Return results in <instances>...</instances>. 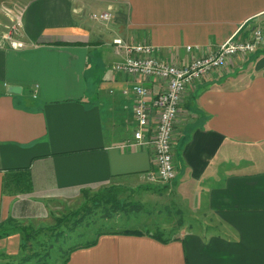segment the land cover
<instances>
[{
    "label": "crops",
    "instance_id": "0c3cea01",
    "mask_svg": "<svg viewBox=\"0 0 264 264\" xmlns=\"http://www.w3.org/2000/svg\"><path fill=\"white\" fill-rule=\"evenodd\" d=\"M108 10L110 22L91 19ZM255 28L264 31V0H31L20 47L0 43V226L42 219L83 192L169 186L189 209L185 234L105 235L67 264H264V47L182 96L167 184L150 182L155 153L133 144L134 97L122 93L164 85L112 69L124 58L114 39L182 67Z\"/></svg>",
    "mask_w": 264,
    "mask_h": 264
},
{
    "label": "built area",
    "instance_id": "2783aa9c",
    "mask_svg": "<svg viewBox=\"0 0 264 264\" xmlns=\"http://www.w3.org/2000/svg\"><path fill=\"white\" fill-rule=\"evenodd\" d=\"M91 19L108 23L112 19V14L108 10L99 15H92ZM7 44L13 49L21 45L15 40H10ZM112 45L116 55L124 56L113 66V71L132 78L156 80L164 85L156 96L139 84H133L122 93L127 95L130 92L134 97L133 144L139 147L151 146L155 153L156 172L149 178L150 182L167 184L175 178L172 143L182 96L188 88L209 73L220 69L230 59L248 57L264 47V31L255 28L250 36L243 40H235L232 37L211 54L194 58L189 65L182 67L157 60L155 58L157 49L149 45H127L121 39H114ZM186 51L191 52L192 48L187 47ZM153 119L156 120L154 133L151 137H146V130Z\"/></svg>",
    "mask_w": 264,
    "mask_h": 264
},
{
    "label": "rangeland",
    "instance_id": "374dc122",
    "mask_svg": "<svg viewBox=\"0 0 264 264\" xmlns=\"http://www.w3.org/2000/svg\"><path fill=\"white\" fill-rule=\"evenodd\" d=\"M30 1L0 0V43L9 46L7 43L10 40H19L21 20ZM116 195L124 211L111 212L110 220L108 221L104 220L107 214H105V211L101 212L102 208L93 210V205L82 197L67 203L51 204L49 214L42 219L1 225L0 264H20L21 258L25 256V252L22 253L20 250L19 233L15 230V226L19 224L21 226L41 228L63 223L65 227L61 228L62 232L69 237L63 240L62 243L58 242L56 246L63 251L68 250L73 245H83L87 241L92 240L98 230L113 232L139 231L150 235L159 230L163 233L162 237L165 240L174 239L186 233L177 230V227L180 224L189 225L191 221L189 209L186 208V211L184 210L185 207H180L169 186L140 185L138 187V185H134L131 188L119 187L118 189L116 188ZM85 206L93 212L85 214L83 211ZM136 207L142 208L139 210L135 209ZM66 218H68L67 222L64 223ZM82 219L86 220V226H79L75 223L77 220ZM72 228L73 230H71ZM70 231L73 232L70 233ZM44 237L37 238L38 245L48 243ZM32 247L34 248V246ZM59 255L57 253L54 257H51L49 264H59Z\"/></svg>",
    "mask_w": 264,
    "mask_h": 264
},
{
    "label": "trees",
    "instance_id": "16d2710c",
    "mask_svg": "<svg viewBox=\"0 0 264 264\" xmlns=\"http://www.w3.org/2000/svg\"><path fill=\"white\" fill-rule=\"evenodd\" d=\"M82 197L85 199V201L90 202L91 205H93V208H94L93 210H98L99 208H102L101 212H104V211L106 212L105 214H107V217L106 219H104L105 221L110 220L109 218H110L111 212L124 211L123 206L120 204V201L117 198L115 187H108L96 193L83 192ZM140 208L142 207H136L135 209L140 210ZM83 211L85 214L86 213L91 214L93 212L87 206L83 208ZM67 219L68 218H66L64 223L67 222ZM83 219L77 220V222L75 223L78 224L79 226L81 225L86 226L87 225L85 224L86 220H83ZM11 223L12 222H9V224ZM62 227H65L63 226V223L57 224L56 226H48V227H41V228L40 227L35 228L32 226H21L20 224L15 226V230L19 233V236H20V250L22 253L25 252V256L21 258L20 264H49V260L51 259V257H54L55 254L57 253L60 254L59 264H67L69 261L70 255L73 252L79 249H86V248L95 246L97 243V240L100 237L105 236V235H130V236L147 235V236H151L152 238L156 240L164 241L162 237L163 233L159 230H157L153 235H150L148 233L147 234L141 233L139 231L113 232V231H107V230L105 231L98 230L97 233L95 234V237L92 240L87 241L83 245H80V244L73 245L68 250L63 251L59 247H56L58 242L62 243L63 240L69 237L67 234L62 232V229H61ZM71 230H73V228ZM71 232L73 231H70V233ZM42 236H45L44 238L47 239L48 243L47 244L43 243V244L38 245L37 238L42 237ZM32 246H34V248Z\"/></svg>",
    "mask_w": 264,
    "mask_h": 264
},
{
    "label": "water",
    "instance_id": "95a60500",
    "mask_svg": "<svg viewBox=\"0 0 264 264\" xmlns=\"http://www.w3.org/2000/svg\"><path fill=\"white\" fill-rule=\"evenodd\" d=\"M20 91H21V89H20L19 87H10V88L8 89V92H9L10 94H19Z\"/></svg>",
    "mask_w": 264,
    "mask_h": 264
}]
</instances>
